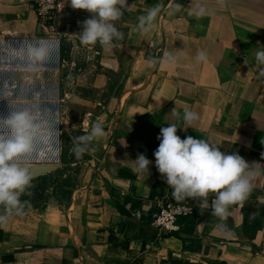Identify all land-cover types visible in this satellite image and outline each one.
Segmentation results:
<instances>
[{"label": "crops", "instance_id": "1", "mask_svg": "<svg viewBox=\"0 0 264 264\" xmlns=\"http://www.w3.org/2000/svg\"><path fill=\"white\" fill-rule=\"evenodd\" d=\"M33 1L0 0V116L29 109L31 154L75 161L32 180L21 196L24 214L0 222V264H264V172L225 221L213 214L211 193L206 208L183 198L196 211L159 240L149 215L154 198L174 196L153 156L167 124L186 127L177 129L181 138L264 159V64L255 58L264 46V0H128L114 21L123 38L112 47L81 43L91 14L68 0H59L50 28L38 23ZM197 4L209 14L197 18ZM157 5L153 28L138 30L139 17ZM38 41L51 45L42 58L31 51ZM185 109L198 113L191 125L180 118ZM94 121L105 135L77 158V143L65 148L61 135H85ZM140 153L153 162L149 174L136 169ZM59 188L70 192L67 202Z\"/></svg>", "mask_w": 264, "mask_h": 264}, {"label": "clouds", "instance_id": "2", "mask_svg": "<svg viewBox=\"0 0 264 264\" xmlns=\"http://www.w3.org/2000/svg\"><path fill=\"white\" fill-rule=\"evenodd\" d=\"M73 9L84 10L91 15L82 22L80 30L81 43L112 47L115 40L123 38V33L114 21L119 20L126 9L128 0H68ZM160 12L159 6L150 8L138 19L137 29L148 31L153 28V21ZM203 4H197L194 15L197 18L209 14ZM51 45L47 41H38L31 49L37 58L47 54ZM203 51L197 55L204 60ZM258 63L264 64V46L260 45L255 53ZM160 57L150 60L155 67ZM175 57L165 53L163 62L172 64ZM179 117V113H173ZM185 125L198 120V113L185 109L180 117ZM176 123L161 127L157 136L159 144L153 152L154 164L162 174L165 182L172 188L173 195L178 198H199L202 208L208 206L209 194L215 195L212 212L220 221H225L228 208L237 202L243 203L251 191L252 179L256 172H264V159L248 161L238 151H221L217 144L206 139L177 134ZM34 117L29 109L10 111L7 116H0V205L5 209L0 213V222H7L10 215H23L27 200L21 196L26 193L32 182L29 167L19 161L22 155H29L35 149ZM105 135L101 122L94 121L90 130L78 137L79 143L74 145L73 152L77 158L91 150V142L96 137ZM264 157V151L260 152ZM138 172L149 174V165L153 163L143 153L134 159ZM219 227L226 228L221 223Z\"/></svg>", "mask_w": 264, "mask_h": 264}, {"label": "built area", "instance_id": "3", "mask_svg": "<svg viewBox=\"0 0 264 264\" xmlns=\"http://www.w3.org/2000/svg\"><path fill=\"white\" fill-rule=\"evenodd\" d=\"M33 3L40 26L43 28L52 27L59 0H34ZM195 211V204L188 203L183 198L169 194L154 198L149 215L151 225L157 230L155 239L159 240L165 234L178 231L177 219L192 215Z\"/></svg>", "mask_w": 264, "mask_h": 264}, {"label": "rangeland", "instance_id": "4", "mask_svg": "<svg viewBox=\"0 0 264 264\" xmlns=\"http://www.w3.org/2000/svg\"><path fill=\"white\" fill-rule=\"evenodd\" d=\"M54 17H55V13H54ZM116 82H120L119 80H116ZM1 97V96H0ZM3 99V98H2ZM70 133H62V146L66 148V145L69 146V142H71V144H74V143H79L78 141V137H80L79 134L75 132H71L69 131ZM54 150V149H53ZM55 155L57 156L55 159ZM65 156H72L73 154H64ZM75 155V154H74ZM28 160L30 162H34L35 164H49V163H57L59 165H63L64 163L60 160V157H59V154H29V155H22L21 157H19V161L21 160ZM67 159V157H66ZM75 161V160H74ZM73 166H76L73 165ZM66 168L64 167V170ZM57 176H59L60 174L56 173Z\"/></svg>", "mask_w": 264, "mask_h": 264}, {"label": "water", "instance_id": "5", "mask_svg": "<svg viewBox=\"0 0 264 264\" xmlns=\"http://www.w3.org/2000/svg\"><path fill=\"white\" fill-rule=\"evenodd\" d=\"M27 166L29 167L32 173V180H34L54 170H57L60 165L57 163H54V164L49 163V164H32V165H27Z\"/></svg>", "mask_w": 264, "mask_h": 264}, {"label": "trees", "instance_id": "6", "mask_svg": "<svg viewBox=\"0 0 264 264\" xmlns=\"http://www.w3.org/2000/svg\"><path fill=\"white\" fill-rule=\"evenodd\" d=\"M60 160L64 163V164H66V163H69V162H72V161H74V157H72V156H70L68 159H65L64 158V156H63V154L60 156ZM59 191L61 192V194H62V201H64V202H67L68 201V198L70 197V192L69 191H67V190H61L60 188H59Z\"/></svg>", "mask_w": 264, "mask_h": 264}, {"label": "bare ground", "instance_id": "7", "mask_svg": "<svg viewBox=\"0 0 264 264\" xmlns=\"http://www.w3.org/2000/svg\"><path fill=\"white\" fill-rule=\"evenodd\" d=\"M55 156H56V155H55ZM56 157H57V156H56ZM54 159H55V158H54ZM56 159H57V158H56ZM56 159H55V160H56Z\"/></svg>", "mask_w": 264, "mask_h": 264}]
</instances>
